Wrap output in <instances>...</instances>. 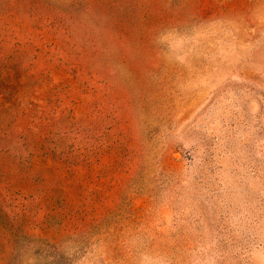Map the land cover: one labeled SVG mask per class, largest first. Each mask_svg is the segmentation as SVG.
<instances>
[{"label": "rangeland", "instance_id": "1", "mask_svg": "<svg viewBox=\"0 0 264 264\" xmlns=\"http://www.w3.org/2000/svg\"><path fill=\"white\" fill-rule=\"evenodd\" d=\"M0 264H264V0H0Z\"/></svg>", "mask_w": 264, "mask_h": 264}]
</instances>
